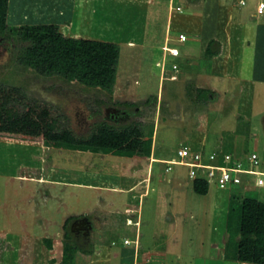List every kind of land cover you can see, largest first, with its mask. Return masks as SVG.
I'll use <instances>...</instances> for the list:
<instances>
[{"label":"rangeland","instance_id":"rangeland-1","mask_svg":"<svg viewBox=\"0 0 264 264\" xmlns=\"http://www.w3.org/2000/svg\"><path fill=\"white\" fill-rule=\"evenodd\" d=\"M67 1L71 4L78 2L80 8L84 4L81 0ZM170 1L152 0L147 4V1L139 0V4L143 2V6L150 8L146 16L139 10L136 12V0H100L101 15L109 8L110 18L115 21L107 26L111 31H104L106 36L101 37H111L114 40L111 42L117 43L120 48L117 84L112 93L101 88L86 87L76 81L67 82L56 76H39L33 70L24 69L13 61L12 43L0 41V79L8 85L23 87L30 102L38 100L40 105L44 103L51 108L54 118H58L59 113L68 116L71 131L79 136L91 133L93 126L88 125L98 120V114H103L101 110L112 105L124 106L128 100L136 102L137 106H143L144 110H140L138 116L133 114L127 122L114 124L109 121L114 125L143 121L147 123V128L153 127L155 135L151 158L165 162L152 163L154 176L150 183L145 181L148 186L147 196L140 197L137 190L129 191L128 188L133 182L142 180V177L135 175L132 179L128 169L139 170L145 165L141 171L147 175L148 165L152 160L146 155L140 156L143 159L135 163V159L114 153L70 149L57 141L48 142L43 134L37 136L20 133L13 137L0 135V264H60L65 223L78 215L94 212L97 216H102L104 223L98 224V231L91 243L83 241L82 244L78 241L80 247L87 251L80 250L74 264H131L133 254L130 256L129 251L133 252L135 249L137 227L139 233H142L141 251L147 254L142 255L138 264H151V261L143 262L147 258H152L153 264H240L236 261L234 252L240 232V202L246 193L239 197L235 193L237 189L231 191L230 187L220 188L215 182H211L208 193L202 195L194 189L189 167L179 163L172 164L173 169L167 172V161L180 160L179 148L185 145L192 148L189 122L183 123L180 118H172L175 115H170L167 111L160 125L154 126V122L151 123L148 117L149 109L145 108V98L156 99L164 85V98L174 102V105L182 103L189 106L192 102L198 103L197 98L191 102L193 95L186 94L187 88L183 86L182 77L175 82L170 79L160 82V68L156 66V60L151 62V59L160 57L156 52H160V46L164 44ZM249 1L252 8L240 3L235 6L240 14H250L259 3V0ZM173 2L182 6L184 15L194 14L195 6L190 0ZM35 3L37 4V0H10L9 24L28 23L31 18L36 17L52 23L61 18L63 21L60 15H49V12L60 9L58 2L55 3L57 8L51 0H42L44 5L49 6L44 8V13L37 11ZM80 8L73 7L72 11H82ZM259 16L260 22H264V15ZM137 27L138 33L142 31L143 35L145 28V44L157 43V47L127 44V29ZM224 28L226 36L229 31L227 26ZM194 44L193 39L184 43V53L188 57L177 59L180 67H185L187 58L194 68L204 64L209 69V60L202 62L205 58L202 59L199 49L192 48L191 45ZM246 46V60L248 58L250 62L244 63L243 69L251 75L254 69V49ZM179 47L183 49V45ZM211 47V42L204 45L205 50ZM172 49L176 48L165 46L168 54ZM205 55L210 56L208 52ZM129 58L134 59L136 65L130 66L131 70L134 66H141L140 79H136L135 71L127 76ZM212 81L220 89L227 82L216 76ZM255 97L250 124L240 122L235 117L236 111L226 114L221 110L206 109L205 106L200 112L192 111L194 120L201 122L200 134L206 135V144L201 146L206 158L218 151V144L224 134L228 137L232 134L230 132H235L237 158L242 156L247 159L255 150L264 159V95L256 94ZM162 108L168 107L164 103ZM29 110V107L24 108L25 112ZM246 125H251L248 127L250 133H245L248 130ZM259 197L264 199L263 195ZM129 205L136 206L137 212L129 214ZM132 216L135 220L140 218L137 227L136 224L127 223V217ZM228 235L231 236L226 239L229 242L227 244L224 239ZM41 236L51 238L55 246H47L50 240L45 242ZM74 239L76 240L75 236ZM130 240L133 242L127 245ZM123 248L128 250V256L125 254L127 261L116 257L117 252ZM224 251L231 253L232 260H225Z\"/></svg>","mask_w":264,"mask_h":264},{"label":"crops","instance_id":"crops-1","mask_svg":"<svg viewBox=\"0 0 264 264\" xmlns=\"http://www.w3.org/2000/svg\"><path fill=\"white\" fill-rule=\"evenodd\" d=\"M32 1V0H31ZM84 2L83 5H78L76 2H73V4L69 3L67 0H51V2L55 5V3L60 4V9L54 10L55 12H49V15H60L63 17L60 21L55 20L53 23L59 24L61 27V30L70 36L75 37H82V38H89V39H99V40H106V41H114L111 39V37L103 38L101 35H105L106 33H109L111 29L107 26L110 24H114V20H111L110 18L111 13L108 8L107 11L101 13L99 12L100 6V0H81ZM147 1V4H150L152 0H145ZM154 1V0H153ZM193 6H195L194 14L190 15H184L182 11H177L179 13H176L175 10L172 9V6H180L176 5L173 0L170 1L169 4V15L168 20L166 22V34L164 38V44L160 46L161 51L156 52L160 57L157 59L156 57L154 59H151V62L156 60V66L160 68V82L162 80L167 81V79H170L171 81H179L182 77L183 79V86L187 88V90L191 89V94L193 95L192 98H190L191 102L194 100V98L198 101V103H191V105L187 106L182 103H178L174 105V102L171 103L170 100L167 98H164L166 86L159 90V95L156 99H151L149 97L145 98V108L149 109L150 115L148 116L151 123L154 122V126L160 125L162 117L165 115V113L168 111V113L171 116L180 118V121L183 123L189 122V129L190 133L192 134V147L195 149H203L201 146L203 144H206L205 141V133L200 134V121H195L193 118L192 111H199L206 109H210L213 111H223V113H230L236 111L235 117H237L240 122L246 121L248 124L251 120V109L253 108V104L256 100V94H260L261 96L264 95V22H260L261 18L259 15H264L257 12V6H254V10L250 12V14L246 13H239L238 10L235 8V6L240 3V0H190ZM261 0H259L260 2ZM143 2L139 4V0H136V12L141 11L144 15H148L147 11L150 9L147 6L142 5ZM241 4V3H240ZM40 13L44 11V8H49L44 3H42V0H37V4H34ZM242 5H246L250 8L251 3L249 0H245V3ZM57 8L58 6L55 5ZM43 7V8H42ZM73 7L75 9L80 8L82 11L74 10L72 11ZM77 7V8H76ZM143 8V9H142ZM43 9V10H41ZM141 9V10H140ZM154 7L152 6V10ZM76 11V16H74V12ZM30 12V10H29ZM44 13V12H43ZM237 14V15H236ZM238 14H240V18L238 17ZM74 16V18H72ZM252 19V20H249ZM256 19V20H253ZM252 21V22H251ZM36 23H52V21H43L42 18H31L28 23H22V24H36ZM147 25V24H146ZM227 26L229 31L227 35L224 34V27ZM127 44H137L142 47H149V46H156L157 43H151L149 45L145 44V28H143L144 35L142 34V31L138 33V27L137 28H129L127 29ZM226 30V29H225ZM105 31V32H104ZM179 32V33H178ZM172 33L175 34V36L172 37ZM177 33V34H176ZM185 33L187 35L186 41H180L179 40V34ZM163 35V34H162ZM229 35V38L227 36ZM109 36V35H108ZM190 39H193L195 44H199L200 46L197 47L195 44L191 45L192 48L199 49V54L201 57H203L202 62L205 60H209L210 67L209 69L204 65H201L199 68H194L193 63H190L187 61L186 58V65L185 67L181 68L180 64L178 62V58L181 57H188L184 53V43H187ZM162 42V41H161ZM160 42V43H161ZM211 42L212 47L204 49V45L207 43V45ZM159 45V43H158ZM179 45H183V49L181 50ZM245 45L248 48L254 49V69L251 73V75H248L249 72H244L243 66L244 63H249L250 59L247 58L245 55ZM166 47L171 48H178L179 49V55H172L171 53L168 54V52L165 50ZM159 47V46H158ZM201 48V50H200ZM198 51V50H197ZM211 53L213 55H205L206 53ZM209 58V59H208ZM134 60V59H133ZM131 58L127 60V76L131 75L133 71H135L134 74H136V79H140L141 74V66L135 67V62ZM135 65L133 67V70H131L129 67L132 65ZM157 73V72H156ZM134 76V75H133ZM133 76H131L133 78ZM220 77V79L226 80L225 87L222 89L218 88V86L213 83L212 78L213 77ZM246 78H245V77ZM250 76V77H249ZM175 77V78H174ZM228 79L231 81H228ZM233 80L234 83H233ZM235 82H237L235 84ZM188 94V92H186ZM197 96V97H196ZM152 97V96H151ZM131 100H128L130 102ZM134 103V101H131ZM190 102V101H188ZM166 104V107L169 109L173 108L172 111H170L168 108L163 109V104ZM174 105V107H173ZM186 106V107H185ZM205 106V108H204ZM164 112V113H162ZM177 114V115H176ZM170 117V116H169ZM264 119V116L262 118V121ZM263 127H264V122ZM251 126V125H249ZM246 125L245 127H249ZM247 132L250 133L249 128L246 129ZM225 133V132H223ZM232 134H229V138L222 136V140L218 144V151L215 152H231L236 153V142H234L235 138V132H230ZM155 135V133H154ZM153 145H154V139H153ZM153 154V153H152ZM123 157V156H122ZM152 157V155H151ZM149 158L152 160L151 164H149L148 160V173L147 175H144L143 170L141 169L145 168H139V170L136 169H128V173L130 174V177L141 176L142 180H139V182H133L132 185H130L128 188L129 191L137 190V194L140 195V197H146L148 186L146 185L147 181L148 183L151 182L154 174L152 169V163L155 162L157 159L155 157ZM125 158H131L135 159V163L138 161H141L143 157L136 156V157H125ZM239 158H243L240 156ZM161 162V161H160ZM134 177L132 179H134ZM150 180V181H148ZM129 181V179H128ZM141 181V182H140ZM129 183V182H128ZM142 184V185H141ZM179 185H181V182H178ZM129 185V184H128ZM143 186V187H142ZM231 191L234 189H237L235 193L238 194V196H242L244 194V189L241 187H230ZM117 189V188H114ZM140 189V190H138ZM120 190V188H118ZM243 197V196H242ZM242 202V201H241ZM240 202V204H241ZM136 206L129 205L127 208V212L129 214H133L134 211H136ZM241 214V213H240ZM102 217V216H101ZM130 220V221H129ZM140 218L137 217L135 220L134 217L132 218L127 217V223L128 225L136 224V227L139 223ZM137 238L135 240V249L134 251H129L130 256L133 254V258L131 264H138V260L142 257V255H147L144 253V251H141L142 245H141V236L142 233H139V229L137 227L136 229ZM240 233V232H239ZM227 236V235H226ZM231 235H228L224 239L225 243L228 240ZM43 240L46 242L47 239L51 241V246L54 245L51 238L43 237ZM55 239V238H53ZM140 239V241H139ZM239 239V237H238ZM238 239L236 240V251L235 253V259L238 260ZM126 240V239H125ZM226 240V241H225ZM133 242L130 240V243ZM129 243V244H130ZM233 242H231L230 250L232 249ZM126 244V243H125ZM127 244V245H129ZM48 246V244H47ZM55 246V245H54ZM64 247V246H63ZM117 250V248L115 247ZM119 249V248H118ZM127 248L121 249V251L117 252L116 257H119L120 259H124L127 261L128 252L126 253ZM128 251V250H127ZM116 252V251H115ZM224 258L225 260H232L233 256L231 253L224 251ZM231 258V259H230ZM234 259V260H235ZM63 260V249H62V257H61V263ZM153 264L152 258L144 259L143 262H149ZM60 263V264H61ZM217 263V262H216ZM221 263V262H220ZM240 264H252L247 262H241ZM222 264V263H221ZM225 264V263H224Z\"/></svg>","mask_w":264,"mask_h":264},{"label":"trees","instance_id":"trees-1","mask_svg":"<svg viewBox=\"0 0 264 264\" xmlns=\"http://www.w3.org/2000/svg\"><path fill=\"white\" fill-rule=\"evenodd\" d=\"M9 7L10 0H0V41L13 44L15 63L33 70L39 76H56L67 82L76 81L86 87L113 92L120 59L117 43L70 36L56 23L10 25ZM186 92L192 95L191 89ZM126 104L131 107L137 105L133 102ZM26 107L30 108L27 112L24 111ZM51 113V108L44 103L40 105L38 100L31 103L23 87L8 85L0 79V135L43 134L48 142L57 141L70 149L114 153L123 157H151L153 153L155 129L147 128V123L143 121L125 125L102 121L94 126L90 134L79 136L71 131L68 116L59 113L58 118H54ZM193 186L197 193L205 195L210 184L206 179L197 178ZM244 193L238 260L264 264V199L259 197L264 196V192L250 190ZM64 228L61 264H74L77 253L84 249L74 239L67 223ZM51 245L49 241L48 246Z\"/></svg>","mask_w":264,"mask_h":264},{"label":"built area","instance_id":"built-area-1","mask_svg":"<svg viewBox=\"0 0 264 264\" xmlns=\"http://www.w3.org/2000/svg\"><path fill=\"white\" fill-rule=\"evenodd\" d=\"M240 3L244 4L245 0H240ZM172 9L182 11L180 6H172ZM257 12L264 13V0L258 3ZM179 40L186 41L187 35L180 33ZM171 54L179 55V49H172ZM178 156V162L167 161V172L173 169L172 164L179 163L190 168L189 176L193 181L202 178L209 183L215 182L220 188L241 187L246 191L248 188L264 192V159L255 150L247 159L237 158L231 152H214L206 158L202 149L185 145L178 149Z\"/></svg>","mask_w":264,"mask_h":264},{"label":"flooded vegetation","instance_id":"flooded-vegetation-1","mask_svg":"<svg viewBox=\"0 0 264 264\" xmlns=\"http://www.w3.org/2000/svg\"><path fill=\"white\" fill-rule=\"evenodd\" d=\"M134 104H136V102H134ZM125 105L124 106L123 105L122 106L112 105L106 108V110H101V112L103 111V114L99 113L98 111L99 113L98 120L90 123L88 127L92 125L93 127L91 128L93 129L94 126L102 122L103 119H104L103 121L108 122L110 124H113V123L118 124V123L127 122V119L132 118L133 114H136L138 116V112L142 109L144 110L143 106L135 105V106H132V108H129ZM130 109H133V110H130ZM109 120L113 121V123H111ZM262 122H264V119ZM103 223H104L103 218L101 219V216L100 215L97 216V213L95 212L93 214L85 213L80 216L78 215L76 216V218L74 217L73 219L69 220V222H67L68 228L71 230V232L75 236L77 242L81 241L80 243H82L83 241H85L86 244L91 243L93 239H95L94 235L95 233H97L96 231H98L97 226L98 224H103Z\"/></svg>","mask_w":264,"mask_h":264},{"label":"clouds","instance_id":"clouds-1","mask_svg":"<svg viewBox=\"0 0 264 264\" xmlns=\"http://www.w3.org/2000/svg\"><path fill=\"white\" fill-rule=\"evenodd\" d=\"M149 158H150V157H149ZM155 162H158V161H155ZM161 162H162V161H161ZM129 221H130V220H129ZM129 243H130V241L127 242V244H129Z\"/></svg>","mask_w":264,"mask_h":264}]
</instances>
